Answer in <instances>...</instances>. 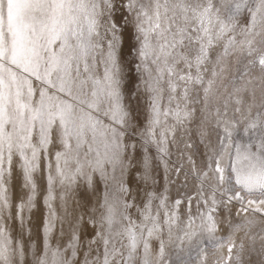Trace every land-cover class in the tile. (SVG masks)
Here are the masks:
<instances>
[{
	"label": "snow or ice",
	"instance_id": "obj_1",
	"mask_svg": "<svg viewBox=\"0 0 264 264\" xmlns=\"http://www.w3.org/2000/svg\"><path fill=\"white\" fill-rule=\"evenodd\" d=\"M133 67L143 127L126 103ZM197 112L201 166L187 156L196 192L169 202L166 189H145L137 203L117 172L126 173L138 146L146 183L149 146L168 171L169 141ZM17 169L22 225L41 170L47 184L35 264H208L209 247L213 264H252L257 239L264 264V230L245 231L264 217V0H0V264H26L28 254L6 223ZM96 177L105 191L78 260L85 245L76 230L64 247L49 243L52 202L57 186L82 181L95 191ZM233 209L241 223H232Z\"/></svg>",
	"mask_w": 264,
	"mask_h": 264
},
{
	"label": "bare ground",
	"instance_id": "obj_2",
	"mask_svg": "<svg viewBox=\"0 0 264 264\" xmlns=\"http://www.w3.org/2000/svg\"><path fill=\"white\" fill-rule=\"evenodd\" d=\"M136 92L137 91H135V93ZM130 95L131 94L128 93L125 84L126 103L128 104ZM129 105L133 110V114L137 117V119L134 120L133 123H138L139 127H143L145 122V114L143 112V108L141 107V110L135 109L131 104ZM138 115L141 116V120H139ZM199 123L200 113L197 112L194 120L187 126V131L182 133L178 130L175 134V143H172L171 139L169 141V153L172 154L174 158L176 157L181 159L183 164L190 169L191 165L187 161V156L189 154L192 155V157L195 159L197 167L201 166L202 157L200 153L203 151V148L199 144V136L197 134ZM209 131H211V128H209ZM186 143H194L197 147V151H195L193 147L191 149L186 148ZM53 151H55V149H53ZM149 154L151 156V165L150 179L147 181V183L144 179V151L139 146L134 153L135 159L132 161V164L128 168L126 173H124V175L121 177V174L117 172V179L123 180L124 184L131 190L133 196L136 198L137 203H139L143 198L145 189H147L148 191H154L158 194L165 192L166 189V195L169 197V202L175 201L171 199L173 198V196L177 199H181L184 196L182 194L183 196L181 197V193L184 189H187V191L189 189L191 190V192L196 191V182L191 178L190 175L184 173L183 170H181L179 175H177L175 171L176 168L169 165V170L166 171L164 163H162L157 156V151L153 152L149 149ZM164 160H166V157H164ZM36 179L38 184V194L35 201V207L32 208L30 212L27 210L25 211L24 216L26 222L22 225L18 219H15V204L19 202L21 196H25L26 198V191L21 188L19 170H15L11 185L13 218L6 221L8 230L13 240H19L25 246V249L28 253L26 256V264H35V258L40 255L44 248L43 228L45 216L47 214V208L43 201L44 195L46 194L47 190V184L44 178L43 170L37 173ZM96 181H98V183L95 185V191H93V189H90L82 181L78 182L71 188H61L57 186V188L55 189L56 199L52 202L53 208L57 213V219L55 221V227L49 236V243L52 247H56L57 245H59L60 247H64L71 239L73 230H76L80 236L81 243L85 245L80 250V253L77 257L78 260H83L84 252L87 250L86 242L95 235L96 231V229L93 228V225L89 223V220L93 217L94 214L98 218L99 212L97 211V201L98 199H101L103 197V193L105 191L103 181H100L99 177H96ZM108 190L112 193H117L115 181H110ZM189 192L190 191H188V193ZM137 193H139V195H137ZM188 193H185V195H187ZM61 195H63L64 197L63 200L61 199ZM131 198L132 197H129V199ZM238 206L239 205H237V207ZM186 207L187 204L185 202V204L182 206V210H184ZM131 211L135 215L136 210L132 209ZM193 211H195V201H193ZM81 217L83 218L82 221ZM219 219L221 220V231L218 233V235L226 238L229 235L230 231L227 218L224 213H221ZM241 220L242 218H236L235 209H233L232 223H241ZM261 230H264V217L259 216L255 218V223L249 225L245 229V231H248L249 235H256L257 237L262 234ZM243 235L244 232L238 234L237 242H239V238ZM258 245L259 240L257 239L256 252L252 253L251 257L252 264H260L261 261V256L259 255L260 246ZM157 247L158 244L154 243L153 249L155 250ZM210 253L211 252H208V264L213 262V259L215 258V255H212ZM214 253H216V250ZM224 254H227L226 249Z\"/></svg>",
	"mask_w": 264,
	"mask_h": 264
},
{
	"label": "rangeland",
	"instance_id": "obj_3",
	"mask_svg": "<svg viewBox=\"0 0 264 264\" xmlns=\"http://www.w3.org/2000/svg\"><path fill=\"white\" fill-rule=\"evenodd\" d=\"M126 59H129V60H131L132 58L130 57V56H126ZM139 83H140V81H139V77L137 76V74H136V72H135V69H134V67H133V70L131 71V73H130V75H128L127 77H126V79H125V84H126V89H127V91H128V93H130L131 95L129 96V104H131L135 109H138L137 108V98H136V96L134 95V93H135V91H137V89H138V85H139ZM140 109V108H139ZM141 110V109H140ZM138 117H139V120H141V116L140 115H138ZM194 144V143H193ZM195 145V144H194ZM193 145V148H194V150L195 151H197V147H196V145L194 146ZM149 149L151 150V151H156V148L154 147V146H149ZM166 157V161H167V163H168V165L169 166H171V167H175V168H181V166H183L182 167V169L181 170H183L184 171V173H186V174H188V175H190L191 176V178L193 179V180H195V182H196V186H197V180L195 179L196 177L193 175V174H191L192 172H191V169L190 168H187L184 164H183V162H182V160L181 159H179V158H174V156L172 155V154H170L169 153V155H167V156H165ZM186 167V168H185ZM199 167V166H198ZM183 191H185V192H183ZM182 191V193H181V197L184 195L185 196V198L187 197V196H191V195H193V193H195V192H191V190H189L188 189V191H190L189 193H188V191H187V189L185 190H183ZM187 191V192H186ZM185 193H188L187 195H185ZM183 194V195H182ZM184 196L182 197V198H184ZM171 199H173V200H176L177 198L176 197H174L173 196V198H171ZM258 246H260V244L258 245ZM215 250L216 249H214V248H212V247H209L208 249H207V252H211L210 254H216V253H214L215 252ZM213 252V253H212ZM191 264H195V261H192L191 262ZM210 264H213V262H211Z\"/></svg>",
	"mask_w": 264,
	"mask_h": 264
}]
</instances>
